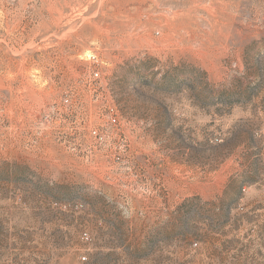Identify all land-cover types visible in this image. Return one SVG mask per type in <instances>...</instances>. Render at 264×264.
Returning a JSON list of instances; mask_svg holds the SVG:
<instances>
[{
	"label": "rangeland",
	"instance_id": "1",
	"mask_svg": "<svg viewBox=\"0 0 264 264\" xmlns=\"http://www.w3.org/2000/svg\"><path fill=\"white\" fill-rule=\"evenodd\" d=\"M0 264H264V0H0Z\"/></svg>",
	"mask_w": 264,
	"mask_h": 264
},
{
	"label": "built area",
	"instance_id": "2",
	"mask_svg": "<svg viewBox=\"0 0 264 264\" xmlns=\"http://www.w3.org/2000/svg\"><path fill=\"white\" fill-rule=\"evenodd\" d=\"M91 60L92 61H95V62L97 61V59H96L95 56H91ZM91 78H92L93 81L98 80L99 79V73L97 71L92 72ZM116 121L117 120H116L115 115L111 116V118H110L111 124H114L115 125L116 124ZM93 134H96V133L93 131ZM82 237H83L84 240H87V236L85 234H83Z\"/></svg>",
	"mask_w": 264,
	"mask_h": 264
}]
</instances>
